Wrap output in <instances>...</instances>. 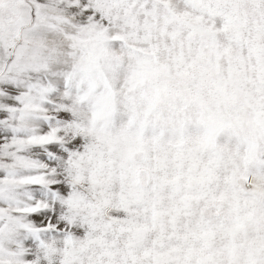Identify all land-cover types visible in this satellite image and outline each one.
<instances>
[{
	"label": "snow or ice",
	"instance_id": "1",
	"mask_svg": "<svg viewBox=\"0 0 264 264\" xmlns=\"http://www.w3.org/2000/svg\"><path fill=\"white\" fill-rule=\"evenodd\" d=\"M0 264H264V0H0Z\"/></svg>",
	"mask_w": 264,
	"mask_h": 264
}]
</instances>
